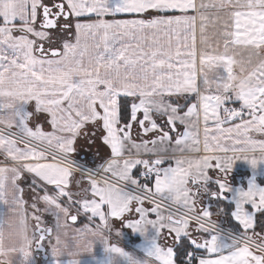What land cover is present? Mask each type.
Instances as JSON below:
<instances>
[{"label": "snow or ice", "instance_id": "1", "mask_svg": "<svg viewBox=\"0 0 264 264\" xmlns=\"http://www.w3.org/2000/svg\"><path fill=\"white\" fill-rule=\"evenodd\" d=\"M241 159L264 162V0H0V229L22 205L68 264L96 240L106 264H264V186L228 181ZM125 226L151 228L143 257L112 241Z\"/></svg>", "mask_w": 264, "mask_h": 264}, {"label": "crops", "instance_id": "2", "mask_svg": "<svg viewBox=\"0 0 264 264\" xmlns=\"http://www.w3.org/2000/svg\"><path fill=\"white\" fill-rule=\"evenodd\" d=\"M200 1V0H199ZM210 11V10H207ZM216 12V11H214ZM212 13V12H211ZM213 25H208L207 35L209 39L215 43L218 36L215 35L218 32L221 25L219 23L216 24L215 27ZM197 41L199 42V26L197 27ZM248 53L246 50L238 49L237 50V59L244 58L247 59ZM209 73V76L213 75L212 70L205 69ZM200 81L198 80V84ZM200 135L201 139L203 137V122L200 124ZM83 143V142H81ZM202 146V145H201ZM96 148H87L84 147L80 152V156L83 157L87 162L92 163L94 166L100 164L102 161L96 155ZM259 155V153H257ZM215 175V173H212ZM79 177V175L77 174ZM254 179L258 185L264 186V162L258 163L256 168L254 169L252 165L247 160H237L233 168L231 169L228 175V181L233 189L237 188H247L249 181ZM214 187V186H213ZM12 189L9 187L10 199ZM26 199H29V196L26 194ZM212 211L214 213L213 219L219 222L220 224H224L228 226L227 218L223 216L215 215L217 209V202L212 201ZM42 207V205H39ZM147 206V204H146ZM3 209V205H0V210ZM31 209L26 208L25 206H17L13 205L11 211L8 213L7 221L4 224L3 228L0 229V264H19V256L25 251L31 248V259L30 264H68V261L72 258L67 255V253L62 254L60 257H54L52 255L51 246L52 243L46 239L43 244L45 247V254L47 258H43L42 254L35 251L33 245L34 236L31 231L30 224V213ZM151 218H155L152 216ZM44 220V224L46 226L52 227L54 226V217L45 213L42 217ZM84 220V221H82ZM87 221L85 218L81 217L78 221L71 225L72 228H80ZM117 227H120L117 222ZM71 231L69 232L68 243L71 245L73 242ZM151 236V228L149 227V231L147 236L141 234L140 232L133 231L129 227H124L122 229V234L119 237L113 235L112 241L117 242L119 246L124 248L129 253H133L138 257H143L144 248L148 243V237ZM60 239L63 241L65 239L63 231L60 233ZM87 239L91 240L93 237L89 236ZM81 244L84 241H80ZM75 251V248L71 249ZM80 260V264H106L107 254L105 252V245L100 240H96L93 243L91 252L80 251L78 255L75 257ZM118 264H124L123 260H120Z\"/></svg>", "mask_w": 264, "mask_h": 264}, {"label": "rangeland", "instance_id": "3", "mask_svg": "<svg viewBox=\"0 0 264 264\" xmlns=\"http://www.w3.org/2000/svg\"><path fill=\"white\" fill-rule=\"evenodd\" d=\"M197 2H200L199 0H197ZM203 2L205 3H208L210 2V0H203ZM207 10H210V11H207ZM205 11L209 14L210 18L213 17V14L215 13L214 11H216V9L214 8H208V9H205ZM212 12V13H211ZM119 18H123V17H119ZM209 25H212L211 23ZM213 27V26H212ZM80 156V155H79ZM214 220V219H213ZM216 221V220H215ZM30 224H31V231H32V235L34 236V222L31 218V215H30ZM223 227H228V226H225L224 224H222Z\"/></svg>", "mask_w": 264, "mask_h": 264}, {"label": "water", "instance_id": "4", "mask_svg": "<svg viewBox=\"0 0 264 264\" xmlns=\"http://www.w3.org/2000/svg\"><path fill=\"white\" fill-rule=\"evenodd\" d=\"M35 251L39 252L40 254H42L43 258H47V255L45 254V247L44 245L41 247H34Z\"/></svg>", "mask_w": 264, "mask_h": 264}, {"label": "built area", "instance_id": "5", "mask_svg": "<svg viewBox=\"0 0 264 264\" xmlns=\"http://www.w3.org/2000/svg\"><path fill=\"white\" fill-rule=\"evenodd\" d=\"M79 161L81 162V163H87L88 164V166L89 167H94V165L92 164V163H89V162H87L86 160H84L83 158H81L80 156H79ZM78 175H79V173H77ZM221 226H222V224H221ZM223 227V226H222Z\"/></svg>", "mask_w": 264, "mask_h": 264}, {"label": "trees", "instance_id": "6", "mask_svg": "<svg viewBox=\"0 0 264 264\" xmlns=\"http://www.w3.org/2000/svg\"><path fill=\"white\" fill-rule=\"evenodd\" d=\"M81 157V156H80ZM81 158H83V157H81ZM84 159V158H83ZM85 160V159H84ZM82 221H84V220H82Z\"/></svg>", "mask_w": 264, "mask_h": 264}]
</instances>
